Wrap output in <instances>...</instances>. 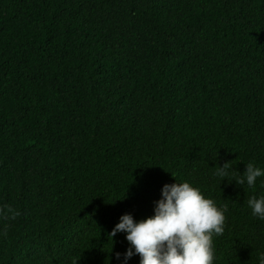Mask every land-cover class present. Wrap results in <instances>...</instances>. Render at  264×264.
Wrapping results in <instances>:
<instances>
[{
	"label": "trees",
	"instance_id": "trees-1",
	"mask_svg": "<svg viewBox=\"0 0 264 264\" xmlns=\"http://www.w3.org/2000/svg\"><path fill=\"white\" fill-rule=\"evenodd\" d=\"M250 162L264 0H0V264H119V218L185 181L227 206L214 264H259L264 177L233 181Z\"/></svg>",
	"mask_w": 264,
	"mask_h": 264
},
{
	"label": "clouds",
	"instance_id": "clouds-1",
	"mask_svg": "<svg viewBox=\"0 0 264 264\" xmlns=\"http://www.w3.org/2000/svg\"><path fill=\"white\" fill-rule=\"evenodd\" d=\"M215 175L227 181L229 162L219 166ZM260 177H264V168L250 162L233 181L253 188ZM246 203L251 215L264 221V194L248 198ZM227 210L187 181L165 184L160 199L154 202L153 215L136 220L125 213L111 230V239L124 233L128 243L124 253L115 254L116 259L119 264H128L133 256L139 257V264H214L213 236L224 233ZM8 211L11 219L18 215L11 208ZM259 264H264V255Z\"/></svg>",
	"mask_w": 264,
	"mask_h": 264
}]
</instances>
